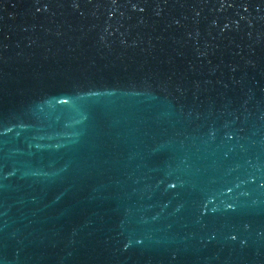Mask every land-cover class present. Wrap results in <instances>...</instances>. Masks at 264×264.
<instances>
[{"label": "water", "instance_id": "obj_1", "mask_svg": "<svg viewBox=\"0 0 264 264\" xmlns=\"http://www.w3.org/2000/svg\"><path fill=\"white\" fill-rule=\"evenodd\" d=\"M0 264H264V0H0Z\"/></svg>", "mask_w": 264, "mask_h": 264}]
</instances>
